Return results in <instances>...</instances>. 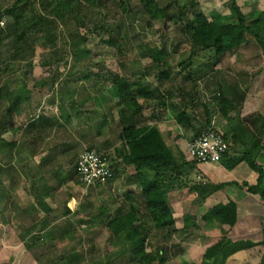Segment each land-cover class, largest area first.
<instances>
[{
  "label": "rangeland",
  "instance_id": "1",
  "mask_svg": "<svg viewBox=\"0 0 264 264\" xmlns=\"http://www.w3.org/2000/svg\"><path fill=\"white\" fill-rule=\"evenodd\" d=\"M17 1L0 0V264H160L162 254L169 264H201L204 259L205 264H264V222L262 228H250L255 219L241 218L231 228L203 218L218 204L232 201H226L228 196L238 201L240 217L264 216L260 195L243 186L256 185L258 172L228 136L236 128L245 148L256 139L261 149L256 164L264 168V51L253 36L245 32L243 43L216 62L214 49L194 50L183 23L176 18L150 21L138 0H105L94 6L87 0H65L75 10L58 20L56 39L29 34V44L19 51L13 47L19 28L36 12L46 15L50 8L47 11L44 1L57 0ZM157 1L160 7L170 5V15L183 14L185 19L189 12H203L211 19L229 16L233 1L250 19L264 12V0ZM15 5L19 26L8 13ZM98 20L106 30L88 31ZM109 38L117 46L102 42ZM153 47L164 49L169 79L161 76L168 68L152 62L148 48ZM143 72H148L144 76L154 89L164 95L172 92L166 96L167 106L156 92L134 119L138 128L159 130L180 166L156 177L170 195L175 218L171 232L154 227L139 186L116 164L123 162L118 151H127L120 135L131 124L126 121L131 112L126 103L112 98V75ZM87 73L90 79L84 78ZM230 88L244 99H237L225 116L219 94ZM14 101L18 106L9 115ZM172 103L186 109L190 127L176 122ZM208 125L226 134L233 145L218 166L196 164L185 154L187 144ZM90 149L109 165L116 160L122 172L114 181L94 188L79 182L76 162ZM220 183L234 185L205 200L190 192L197 185ZM67 210L71 213L65 214ZM132 212L138 220L124 227ZM143 239L144 252L136 258L133 250ZM242 243L245 249L225 259L223 252L208 262L211 249L218 254Z\"/></svg>",
  "mask_w": 264,
  "mask_h": 264
},
{
  "label": "trees",
  "instance_id": "2",
  "mask_svg": "<svg viewBox=\"0 0 264 264\" xmlns=\"http://www.w3.org/2000/svg\"><path fill=\"white\" fill-rule=\"evenodd\" d=\"M24 1L25 0H18L17 2L19 4ZM87 1L94 6L102 4L105 0ZM138 2L142 7L143 12L148 16L150 21H157L160 19L164 20L166 18H176L179 22L183 23L184 32L189 37L194 50L214 49L216 53V62H220L221 58L225 54L243 43L245 32L251 34L264 51V33H262V25H264V12L257 11L256 17L250 19L251 16L245 14L237 5V3L233 1L231 5V15L229 16L223 17L217 15L216 19H211L210 16L204 14L203 12H189L190 18L185 19V15L183 14L170 15V5L160 7L157 0H138ZM191 2L195 3V0ZM43 4L46 6L47 11L50 8L47 12L48 14L46 13L45 15L36 12L32 17L25 21L24 27L21 29L19 28L18 33L16 34V38L13 41V47L16 50L21 51L23 49V46L29 44V34H31V36L45 35L49 39L51 38L52 41L55 40L56 36L53 32L57 28L58 20L64 19L75 10V6L65 0H57L54 4H50L44 1ZM18 10L19 7L15 5L12 9L8 10V13L12 15L15 23L19 26L20 15L18 14ZM99 14L102 15L101 12ZM104 30H106V25L101 24L98 20L93 24L92 29L88 31L101 34ZM102 42L110 46H117L116 42L110 38L107 40L104 39L102 40ZM75 44L77 45V49L79 50L80 44ZM77 49L75 48L73 50L76 57L78 53L75 50ZM84 52H86V49ZM148 52L154 64L163 65L168 68L169 63L166 59L164 49L153 47L148 48ZM1 63H4V58L2 57H0V68ZM144 73L148 74V72H143L142 74L139 73L138 76L137 74L133 73L131 74L132 78L122 77L119 74L112 75L111 96L118 101L126 103L128 110L131 112V116L126 121L131 124L127 127H124L123 132L120 135V140L122 141V144L127 147V151L125 153L118 151L119 157H121L123 160L122 163H119V161L116 160L111 161L112 165H110V167L114 172V177L108 182V184L114 181L122 172L119 168L123 165V171H128L130 174V182H134L139 186L140 197L144 200L145 206L149 211L154 227L159 232H171V230H173L175 226V218L173 214L174 212L170 200V195L167 191H163L156 177H163V172L171 170V168H179L180 166L178 165V162L174 155V151L171 148L167 147L166 143L159 133V130L156 127L138 128V126L134 122V119L136 116L141 114L145 106L151 104L153 99L156 98V92H158V98L162 99V106H167L166 101H168V99L166 98V96L171 95L172 92L166 91V95H164L165 92L161 91L160 88L154 89L151 84L146 81ZM96 75L101 77L99 73H97ZM161 76L169 79V68L163 71V73H161ZM91 77V73H87L84 76L85 79H90ZM219 95L221 100L220 105L225 116H227L230 109H234L236 107L237 99H239L240 101L244 99V96L241 95V92L231 88L226 89V91L222 90ZM18 103L19 102H15V104L10 106L7 110V114L10 115L15 106H18ZM170 108L172 109L176 122L180 126L184 128L190 127L191 120L187 115L186 109H184L181 105L175 103L170 104ZM206 111L207 113H210L208 107H206ZM208 124H210L209 119ZM210 127L211 125H208L205 130L209 129ZM234 130H236V128L233 129V132L231 131L228 136H231L233 143L237 147V149L243 152V160L247 162L252 170L258 172L259 175L256 185H249L248 183H244L243 186L248 189L249 193L260 195L264 203V189L262 188L264 180V168L256 164V158L261 151L260 146L256 139H252L251 146L245 148L241 142L242 140L240 138V134H237ZM224 136L228 141H230L226 134H224ZM230 152L231 151H229L228 155H230ZM115 161L116 164H119V168H117V165H115ZM150 172H152L153 175H150ZM230 184L234 185V183L197 185L195 187H192L190 192L196 193L202 200H205L215 193L225 190V188L231 186ZM236 185L239 186L238 184ZM134 211L137 210L135 209ZM69 213H71V211L67 210L65 214ZM203 218L205 221L217 223L220 227L229 226L232 228L238 222L237 204L233 201H229L226 204H218L217 206L210 209ZM128 219L129 224L126 223L124 227L130 226L132 223L138 220V217H135L134 213L132 212L131 215H129ZM120 232H122L121 229L117 231V233ZM135 233L139 235L138 232ZM47 235L52 240L55 238V234L47 233ZM145 241V239L140 241L138 247L133 250V255L136 258H140V256L144 252ZM263 243L264 242L260 244ZM249 244L252 246H256V244L252 242H249ZM242 245L243 243L241 245L231 244V246L226 247V249H223V251L219 250L218 254H216L217 249H211L209 251V254H207V258H209L208 262L211 261L213 256H220L223 252L224 254L222 258L224 257L225 259L226 255H229L234 251H238L239 249H245L242 247ZM235 246H238V248L232 249ZM221 248L222 247H220V249ZM159 260L160 264H169L165 254H162ZM75 261V258L71 260V262ZM205 262L207 261H205L204 259V263L202 262L201 264H205ZM182 264L197 263H194L192 261L187 262L183 260Z\"/></svg>",
  "mask_w": 264,
  "mask_h": 264
},
{
  "label": "built area",
  "instance_id": "3",
  "mask_svg": "<svg viewBox=\"0 0 264 264\" xmlns=\"http://www.w3.org/2000/svg\"><path fill=\"white\" fill-rule=\"evenodd\" d=\"M230 148L224 134L211 126L187 144L186 155L199 165L219 164L228 157ZM76 174L79 182L88 188L106 185L114 177L108 159L92 149L79 156Z\"/></svg>",
  "mask_w": 264,
  "mask_h": 264
},
{
  "label": "crops",
  "instance_id": "4",
  "mask_svg": "<svg viewBox=\"0 0 264 264\" xmlns=\"http://www.w3.org/2000/svg\"><path fill=\"white\" fill-rule=\"evenodd\" d=\"M186 154V153H185ZM227 159H225L224 161H226ZM77 161H78V159H77ZM76 164H77V162H76ZM220 164V163H219ZM214 165H216V166H218L217 164H211V165H208V166H214ZM204 166H206V165H204ZM228 174V173H227ZM263 185V184H262ZM228 188V187H227ZM244 192V191H243ZM246 194H248V193H246ZM227 199L228 200H232L233 202H235L236 204H237V207H238V210H240V206H239V203H238V201H236L235 200V198L234 197H232V196H228V198H226V201H227ZM241 215L239 214L238 215V219L240 220V222L242 221V220H246V219H249V220H251L250 218H252V219H255L253 222H254V224H253V226L251 227L250 226V228H253L254 226H258L259 228H262L263 227V222H264V216L262 215V216H259V215H251V214H247L245 217L243 216V217H240ZM241 218H243L242 220H241ZM239 224V223H238ZM241 228L243 229L242 231L246 234V232L245 231H247V228L246 227H243V226H241ZM247 250H244L243 252H246Z\"/></svg>",
  "mask_w": 264,
  "mask_h": 264
}]
</instances>
